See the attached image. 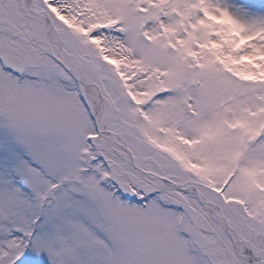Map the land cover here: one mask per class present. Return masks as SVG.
Masks as SVG:
<instances>
[{"label":"snow or ice","instance_id":"6c2138e0","mask_svg":"<svg viewBox=\"0 0 264 264\" xmlns=\"http://www.w3.org/2000/svg\"><path fill=\"white\" fill-rule=\"evenodd\" d=\"M0 264H264V0H0Z\"/></svg>","mask_w":264,"mask_h":264}]
</instances>
